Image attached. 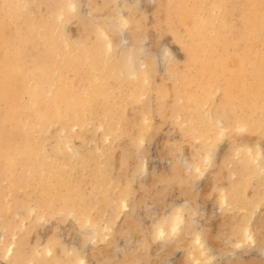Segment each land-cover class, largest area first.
Segmentation results:
<instances>
[{"label": "rangeland", "instance_id": "rangeland-1", "mask_svg": "<svg viewBox=\"0 0 264 264\" xmlns=\"http://www.w3.org/2000/svg\"><path fill=\"white\" fill-rule=\"evenodd\" d=\"M185 1L79 0L76 2V9L69 11L63 8L67 0H15L11 2L14 5V7L9 6L11 12L14 10L12 19L9 16L6 17L11 19V22L4 17L5 20H8L11 29L16 30L22 25L23 28L28 27L30 26L28 24H32L36 20L40 32L42 33L44 27L46 30L43 32H47L49 27L47 33L55 39L54 41L58 46H62L63 53L70 54V51L77 47L76 43L81 42L82 37V42L85 41L89 47L92 46L91 49L101 47L100 50L103 49V52L104 39L99 37L100 34L98 33L99 25H103L114 41V50L110 53L111 55L107 58V55L103 53L104 56H102L108 61L103 58L104 62H102L106 67L110 64V69L108 66L106 71L108 73L113 71L114 76L117 75L116 78L120 77L122 63L124 64L125 57L129 53V47L120 46V36L123 34L127 36L129 42L134 44L136 52L139 53L136 57L137 63L143 62L145 67L140 68V80L135 82L136 96L127 95L130 87L124 86L123 91L126 89L124 97L121 94L114 98L115 101L108 110V113H114L108 115L110 119L103 121L104 118H102L101 120L106 130L100 129V123H98L100 119L97 115L98 109L102 105L101 102L97 104L96 109L98 111L96 114L91 115L92 119L88 122L90 125L87 123L82 126H67L68 128H66L73 132L72 145L76 149L78 148L79 153L81 152L80 154L86 158L84 160L85 165L76 168V170L73 166L66 165L72 158V153L67 152L60 155L61 162L65 163L64 167H67L65 169L62 167L63 173L72 175L71 177L76 175V178L79 175L86 177L87 183L83 185L85 188L82 187L80 198L78 197L76 200L79 206L76 203L75 208L74 205L66 208V205H61L64 202L61 199L51 203L47 198H42L39 202V194L37 192L34 194V191L30 189H19L20 191H15V194L14 190L10 188V179L8 178L10 175L6 170L7 168L4 162H0V211L4 212L0 213V264H18V259L19 264H23V262L24 264H34L33 258L38 255L40 259L38 257L34 259H38V261L42 259V264H49V262L53 264L55 257L62 261L71 256L73 257H71L70 264H77L75 259L79 261L78 259L81 257L85 262L84 264H264V107L263 109L255 106L246 108L247 119L251 121L253 126L255 119H257L254 127L251 126V123L244 128L235 126L233 124L235 114L228 108L219 115L220 120L224 123L223 128L216 127L211 131L209 128L211 123L207 122L209 120L206 123L198 124L195 128L190 127L191 124L188 121L190 110L184 98L183 81H181L183 76L192 73L188 67L190 40L187 37L191 26V17H184L182 13L190 0ZM214 1L216 0L210 2L212 4L217 3L219 6L216 9H210L209 14L211 13L212 19L214 20L213 17H215L218 20H223L230 17V26L232 25L230 33L232 35L229 33L228 36L233 40L229 41L233 47L230 49L231 46L229 45L228 48L236 52H247L245 49L249 43L251 45L253 42L251 35L255 31H250V36H243L245 23L242 21L247 7L253 2L256 4V0ZM258 1L260 0H257L258 7L264 9V0L262 1L263 4ZM249 2L251 3L248 4ZM19 3H22L23 7L17 11L16 5ZM219 7L221 8L219 9ZM30 8L31 10H29ZM212 9L214 10L212 11ZM230 10H233L231 14L228 13ZM90 12L94 14L93 17L89 16ZM62 13L64 17L60 18ZM120 13L124 14L125 18H129V23L122 27L115 24L120 18ZM55 14L57 17L53 16ZM229 14L231 16L233 14V16L231 17ZM32 17L34 18L32 19ZM36 17L38 18L36 19ZM51 21L54 22L51 23ZM239 21L241 26L238 24ZM40 23L43 24L40 25ZM223 29L222 27L219 29L222 38L225 37L223 35L228 30L227 28ZM257 29L258 27L256 31L259 32L260 38L255 39L253 44H259L261 38H263L264 43V30L260 32ZM56 31L61 32L60 35ZM86 32L89 34L87 35ZM53 34H57V39ZM91 34L93 35L91 36ZM97 34L99 38H97ZM68 37L69 39L72 37V40H69ZM74 38L77 40L74 41ZM39 39L40 36L31 40V44H33L30 45L29 54H32L31 56L28 54V57L32 58L37 50L40 52L41 45L43 50L40 54L44 53L46 48L40 44ZM94 43L102 44L94 46ZM263 43L260 44L262 49H264ZM239 46L243 49L241 50ZM94 52H97V49ZM30 58L28 61L31 60ZM232 63L233 65H231ZM114 64L118 65V67L116 65L117 72L114 69ZM236 64L235 59L228 62L230 68L236 67ZM263 72L264 59L257 60L255 74L251 78L254 81H259L261 87L264 88ZM227 76L228 72H225L219 78L221 82L219 83L225 86L224 82ZM123 82L129 84L124 80ZM161 90L166 92L165 98L161 96ZM235 90L237 91V87ZM221 96V92L213 95L211 97L213 101L210 99L209 104H204L198 110L200 111L199 114L211 112L209 110L212 103L220 100ZM117 98L118 100H116ZM116 101L118 102L117 105ZM127 101L129 102L127 103ZM118 104L120 105L118 106ZM254 110L258 111L255 112ZM94 114L98 119L94 118ZM205 118H208L207 115ZM95 123L96 125H94ZM108 124L110 128H108ZM61 126V124H55L49 128V134L45 133L46 136L39 137V142L42 145L39 144L48 152H51L55 147L56 140L62 137L60 134L63 130ZM92 127L94 128L92 129ZM78 129L82 134L79 133ZM91 131H93V136L90 135L92 133H89ZM83 133L86 134L83 135ZM81 137L85 138L82 140ZM92 145L93 148L91 149ZM250 146V151H247V147ZM240 147H243L239 152L240 155L237 154L236 156L235 151ZM97 153L98 157H96ZM198 166L201 167L200 171L197 169ZM78 169H81V174L78 173ZM20 170L17 168V172L24 173ZM94 173L95 175H93ZM10 192L15 195L11 196L12 193ZM98 192L100 195L97 197ZM223 193L226 195L225 200H222ZM121 201L122 203L126 201L127 208L121 206L123 205ZM95 204L97 205L95 206ZM178 204L184 207V214L186 215H184V221L186 223L181 224L182 227L177 233L170 232L169 238L165 236L161 240L156 234V227L169 223L170 212H173ZM36 205L39 207L41 205L42 209L37 208ZM10 207L12 208L10 209ZM54 208H58V210ZM82 212L89 215L87 223L85 218L82 220L81 215H84ZM247 226L253 234V240H246L244 237L243 232ZM197 232L201 233L204 245L206 243L204 249L207 248V253L202 247L198 249L195 246L193 237ZM49 242L56 243L52 247V254L48 255L45 253V249ZM12 245L16 250H20L9 253L8 249L12 248ZM37 249H42L40 250L42 253H38L39 250ZM67 250L71 251L70 254H67ZM20 254L21 257L24 256L21 259ZM27 254L28 256L30 254L31 257H27ZM25 256L27 257L25 260H28L27 263L24 260ZM43 258L48 261H44ZM38 261L36 260V262Z\"/></svg>", "mask_w": 264, "mask_h": 264}, {"label": "bare ground", "instance_id": "bare-ground-1", "mask_svg": "<svg viewBox=\"0 0 264 264\" xmlns=\"http://www.w3.org/2000/svg\"><path fill=\"white\" fill-rule=\"evenodd\" d=\"M14 1L15 0H0V162L1 163L4 162L5 167L7 168L6 170H7L8 174L10 175V177L7 176L10 179V188H11V190H14V192L19 190V189H21V190H23V189L29 190L30 189V190L34 191V194L36 192L39 194L38 201L39 200L41 201L42 198H47V200H49V202L51 201V203H52V202L59 201L61 199L64 201L61 203V205L62 204L66 205L67 206L66 208H68V206H70V205L71 206L74 205V208H75L77 206L76 200L78 199V197L80 198V195H81L82 189H83L82 187H84L83 185H85V183H87V180H86V177L84 175L78 174L79 175V176H77L78 178H76V175H74V177H75L74 178V177H71L72 175L69 176L66 173H63L62 167L65 166V163L61 162L60 155L67 153V152L72 153L73 156L71 159H69V161L66 165H71L75 169L78 167L81 168V166L85 165L84 160H86V158L83 157L82 154H80L81 152L79 153V151L77 150L78 148L76 149L72 145L71 138L73 136L72 135L73 132L70 129H66V128H68L67 126H70V127L76 126V125L82 126V125L87 124L88 122H90L89 120L92 119L91 115L93 113L96 114V111L99 110L98 115L100 114V116L97 115V117L100 119V122H98V123H100V129L106 130L104 123H101L102 118H104L103 121L110 119L109 118L110 116H108V115L113 114L114 112L108 113V110H109L111 104L114 103V101H115L114 98L119 97L121 94H122V96L125 95L124 92L126 91V89H125V91H123L124 86L130 87V91L127 95L131 94L133 97L136 96L137 93H136V89H135V86H136L135 82H138V80H140L139 79V71H140V68L143 69L145 67L144 66L145 63H143V62H140L139 64L137 63L136 57H138L139 53L136 52L134 44L129 42L127 36L123 34V36H120V46L129 47V53L125 57V61H124V64L122 63V66L119 65L120 61L118 62L119 64L117 63L119 66L122 67L121 71H120V77L118 76L119 78L117 77L118 78L117 79L115 77L117 75L114 76L113 71L111 73H108L106 71V69L108 68V66L110 64H108L106 67V65L103 63L104 62L103 58L105 59V57H102V56L107 55V58H108V56L111 55L110 53L114 50V41L110 37V33L106 30V28L103 25H99V28H98V33L100 34L99 37H102L104 39V42H103L104 43V46H103L104 51L103 52H102L103 49L100 50L101 47L99 49H98V47L97 48L93 47V49H91L92 46L89 47V45L86 44L85 41H84V43L82 42L83 41V37H82L81 42L78 41L76 43L77 47L75 46L76 48H73V50L70 51V54L63 53V50L61 49L62 46L61 47L58 46V44H56L54 41L55 39H53V37L49 33H47L49 31L48 30L49 27L48 28L46 27L47 32H43L46 30V29L44 30V28H45L44 27L43 31L41 33L40 27H38L39 24L37 22H35L36 20H34L32 22V24L27 23L28 25H30L28 27L23 28V25H22L21 27H18V28L15 27V28H17L16 30L11 29V27H9V22H11L12 12L14 10L11 12L10 7L11 6L14 7V5L11 4V2H14ZM77 1H79V0H67V3L65 4V6L63 8L68 9V11L74 10V9H76V2ZM124 1H128V0H124ZM210 1H212V0H210ZM210 1L209 0H190V2L187 3L185 8H184V6L182 7V9L184 8L182 10L184 17H186V16L191 17V19H190L191 20V23H190L191 26L189 27L187 37L189 38L188 40H190V43L188 45V51L190 52V61H189L188 67L192 73L189 75L183 76L181 78V81H183V87H184V93H185V96L184 95L183 96H184L185 100L187 101V105H188V108L190 110V116L188 117V121L191 124L190 125L191 128H195L198 126V124H201L203 122L206 123L207 120H209L207 122L211 123L210 127H209L211 131L216 127L223 128L224 123L220 120L219 115L222 111H224L225 109L228 108V109H230V111H233V113L235 114V120H233V124L235 126H238V127L240 126V127L244 128L249 123H251V121H249L247 119L246 108L248 109L250 107L252 108L253 106H255V107H259V108L263 109V107H264V88L261 87V85H260L261 83L259 81H254V79L251 78V77H254L253 74L256 73V72L254 73V70H256V61L264 59V49H262V46H261L263 43V38L260 39L259 44H257V43H256L257 45L253 44V43H255V41H254L255 39L260 38L259 34H258L259 32L257 33L256 28L258 27L260 32H261V30H262V32L264 30V16H263L264 14L262 15L264 9L260 8V6L258 7L257 0H256V4H255V2H253L252 4H250L251 2H249L248 3V4H250L249 7L246 6L247 9L244 13V17H243L244 20L242 21L243 23H245L242 35L243 36H250V34H249L250 31L251 32L255 31V33H253V35H251V36H253V37H251L253 39V42H251V45L249 43V46H247V49H245V50H247L248 53L246 51H245V53H241V52H236V51L230 50L233 47L229 44L231 37L228 36V34L231 31L230 29H232V27H231L232 25L230 26V20H229L230 17L225 18L223 20H218L215 17H213L214 18V20H213L212 17L210 16L211 13L209 14V11L211 8L216 9V7L219 5H217V3L212 4ZM260 1L262 3L263 0H260ZM260 1H258V2L260 3ZM214 2H217V0ZM13 4H15V3H13ZM224 4H225V2H224ZM245 4H247V3H245ZM26 5H27V3H26ZM22 7H23L22 3H19V5H16L17 11H20V9H22ZM220 8L221 7H219V9ZM27 9H28V7H27ZM232 9L234 10L235 8H232ZM244 9H245V7H244ZM29 10H31V8ZM213 10L214 9H212V11ZM233 10H230V12H228V13L231 14ZM26 11L28 12V10H26ZM32 11H34V10H32ZM65 11H67V10H65ZM180 11H181V8H180ZM221 12L223 13V10H221ZM31 13L33 14L34 12H31ZM49 13H50V11H49ZM178 14H180V13H178ZM93 15H94L93 13H91V12L89 13L90 17H93ZM7 16H9L11 19L9 20V18H6ZM14 16H15V14L13 15V17ZM36 16H37V13H36ZM40 16H42V15H40ZM53 16L57 17L56 14ZM119 16H120V18L118 19L117 23H115L117 26L122 27V26L127 25L129 23V18L127 16H126L127 18H125L124 14H122V13H120ZM232 16H233V14H232ZM4 17L6 19H8L9 22H7L8 20H5ZM38 17H36V19ZM63 17H64V14L63 13L60 14V18H63ZM33 18L34 17H32V19ZM55 18H53V20ZM116 18H118V17H116ZM217 18H219V17H217ZM222 18H223V15H222ZM215 19L218 21H216ZM42 20H43V18H42ZM54 21H51V23H53ZM57 22H58V20H57ZM233 22H234V20H233ZM41 24H43V23H40V25ZM238 24H240V21ZM234 25L236 26V24H234ZM240 26H241V24H240ZM220 27H222L224 29L225 28L228 29L227 31H225L226 34L224 33L223 36H225V37H223V38L220 37V35H221V33H220L221 31H219ZM59 28H60V26H59ZM59 28H58V30H59ZM235 29L238 30V28H235ZM57 33L60 35L61 32L60 33L57 32ZM235 33H237V32H235ZM86 34L88 35L89 33L86 32ZM92 35L93 34H91V36ZM230 35H232V33H230ZM39 36H40V39H39L40 44H43L46 49H45L43 54H40L43 50V49H41L42 48V45H41L40 52L37 50L36 53L32 56V58H30V57H28V54L31 51V49H29L31 47L30 45L33 44V43L31 44V42H32L31 40H33ZM54 36H56V39H57V34ZM235 36H236V34H235ZM237 36H239V35H237ZM99 37L97 34V38H99ZM261 37H262V35H261ZM65 39L67 40V38H65ZM68 39H69V37H68ZM69 40H72V37ZM75 40H77V39L74 38V41ZM96 40H101V39H96ZM186 40H187V38H186ZM241 40H243V39H241ZM231 41H233V40H231ZM237 41H238V39H237ZM240 42H242V41H240ZM34 44L36 46V41L34 42ZM73 44H75V43H73ZM99 44H102V43H99ZM99 44L94 43V46H99ZM229 45L231 46L230 49L228 48ZM35 46L33 45V47H35ZM72 47H74V46H72ZM96 49H97V52H94ZM240 49L242 50L243 48L240 47ZM240 49H239V51H240ZM234 50H236V49L234 48ZM103 53H104V55H103ZM31 54L32 53H30L29 55L31 56ZM28 58H30L31 60L28 61ZM101 58H102V60H101ZM232 59H235L237 61L236 67H234V68H230L228 65V62ZM117 64H114L115 70H116ZM118 65H117V67H118ZM231 65H233V63ZM109 69H110V66H109ZM116 72H117V70H116ZM225 72L226 73L228 72V76H227V79L225 78V82H224L225 86H224V85L220 84L221 82L219 81V78L222 77V75ZM117 74L119 75V73H117ZM115 78H116V80H114ZM123 80L126 81L127 83L129 82V84L124 83ZM236 87H237V91L235 90ZM139 91H141V90L139 89ZM217 92H221L222 96H221L220 100L212 103L211 109L209 110L211 112H206V114H199L200 111H198V110H200L204 104H206V105L209 104L208 101ZM161 93H162L161 96L163 98H165L166 92L164 90H161ZM155 95H156V93H155ZM116 100H118V98ZM211 101H213V100L211 99ZM211 101H210V103H211ZM100 102L102 105L100 106V109L97 110L96 109V107L98 106L97 104H99ZM128 102L129 101H127V103ZM117 103L118 102L116 101V105H117ZM120 104H118V106ZM207 107H209V106H207ZM113 108H114V106H113ZM207 109H209V108H207ZM254 111H252V112H254ZM257 111L258 110H256L255 112H257ZM95 114H94V118L96 117ZM205 115H207V117H208L207 119L205 118ZM112 118L114 119L115 117H112ZM263 118H264V115H263ZM110 121L112 122V120H110ZM256 121H257V119H255V123H257ZM236 122H237V124H236ZM260 122H262V121H260ZM255 123H254V126H256ZM258 123H259V121H258ZM55 124H61L62 125L61 127L63 130L60 133L62 137H59L56 140L55 147L52 149L51 152H48L43 146H41L42 144L39 142V137L40 136L43 137V135L46 136L45 133H48L49 128ZM94 125H96V123ZM251 126L254 127L253 124ZM94 127H92V129ZM75 128H77V127H75ZM108 128H110V125L108 126ZM111 129H112V127H111ZM211 131H209V132H211ZM92 132L93 131H91L89 133H92ZM74 133H76V132H74ZM79 133H81V131ZM102 133H103V131H102ZM54 134H55V132H54ZM85 134L83 133V135H85ZM90 135L93 136V133ZM104 135H106V134H104ZM75 136H77V134H75ZM83 138H85V137H83ZM83 138H82V140H83ZM229 138H230V136H229ZM77 140H75V141H77ZM199 141H200V139H199ZM62 145L64 146L65 152L63 151ZM90 148L92 149L93 145ZM241 148H243V147L236 149V151H235L236 156H237V154L240 155L239 152H240ZM250 149H251V146L247 147V151H250ZM101 150H102V148H101ZM85 151L87 152L86 149H85ZM94 154H96V153L94 152ZM88 155H89V153H88ZM86 156H87V154H86ZM68 157H71V156H68ZM96 157H98V153H97ZM206 158H207V156H206ZM255 158H256V156H255ZM88 161H91V160H88ZM1 163H0V165H1ZM92 163H93V160H92ZM2 166H3V164H2ZM86 166H87V163H86ZM90 167H93V166H90ZM1 168L3 170V167H1ZM17 168L18 169L20 168L26 174H24L23 172L21 173L19 171L17 172ZM65 168H67V167H64V169ZM104 168H105V165H104ZM200 168L201 167L198 166L197 169H199V171H200L201 170ZM80 170L78 173H80ZM90 170H91V168H90ZM100 170H102V169H100ZM64 172H66V171L64 170ZM69 172L71 173V171H69ZM102 173H104V172H102ZM75 174H77V173H75ZM86 175H87V173H86ZM89 175H91V174H89ZM93 175H95V173ZM89 178L92 179L91 177H89ZM94 179H96V178H94ZM101 179H103V178H101ZM92 181H95V180H92ZM117 182H119V181H117ZM102 183H103V181H102ZM7 185H9V184L7 183ZM86 185H88V184H86ZM96 188H97V186H96ZM96 188H94V189H96ZM88 189H90V188H88ZM5 193H7V191H5ZM10 193H12V192H10ZM13 194L14 193H12V195L11 194L10 195L13 196ZM15 194H16V192H15ZM34 194H33V196H34ZM98 195H100L99 192L97 194V197H98ZM5 196H6V194H5ZM11 196H10V198H11ZM84 196H85V194H84ZM94 196H96L95 193H94ZM225 196L226 195L224 194V196L222 197V200H225V198H226ZM1 197H3V196H1ZM15 198H16V196H15ZM33 200H35V199H33ZM49 202H48V206H49ZM102 202H104V201H102ZM5 203H7V202H5ZM10 203H11V201H10ZM121 203H122V201H121ZM44 204H45V202H44ZM44 204H42V205H44ZM122 204L123 205H121V206L123 208H125V207L127 208L128 204L126 203V201H124ZM19 205H20V203H19ZM96 205L97 204H95V206ZM5 206H6V204H5ZM28 206L30 207V205H28ZM78 206H79V204H78ZM83 206H85V205H83ZM182 206L183 205L178 204V206L174 209V211L170 212L171 218H169V220H170V221H168L169 223H166V224L164 223L165 225H159L158 227H156L157 228L156 234L158 237L161 238V240L165 236H168L170 232H172V233L176 232L177 233L178 230H180V227H182L181 224L183 222L186 223V221H184V215H185L184 211L185 210H184V207H182ZM38 207L39 206H37V208ZM41 207L42 206L40 205L39 208H41ZM11 208L12 207H10V209ZM74 208H72V209H74ZM78 208H80V207H78ZM54 209L58 210V208H54ZM85 210H87V209H85ZM1 212H3V211L1 210L0 213ZM31 212H33V211H31ZM53 212H55V211L53 210ZM6 213H8V212L6 211ZM79 217H80V215H79ZM81 217H82V220H83V218L86 219V223L89 220L88 214L81 215ZM36 219H37V216H36ZM194 219H196V217H194ZM185 223H183V224H185ZM166 225H167V228H166ZM16 228H18V227H16ZM204 233H205V231H204ZM243 233H244V237H246V240H250V239L253 240V238H254L253 234L250 231L248 226L244 229ZM20 235H22V233H20ZM25 235H23V236H25ZM168 238H169V236H168ZM193 238H194V243L196 244L195 246L198 249H200L202 247L203 250L206 251L207 248L204 249L206 243L204 245V240L202 239L201 233L200 232L195 233ZM26 241H27V239H26ZM49 243L45 249L46 250L45 253L48 255L52 254V251H53L52 247L54 246V244L56 242L54 244L53 243L49 244ZM15 244H16V242H15ZM14 248H15L14 245H12V248H9L8 252L9 253H15L16 248L15 249ZM37 250H39V249H37ZM40 250H42V249H40ZM40 250L38 251V253L41 252ZM34 252H36V251H34ZM68 252H67V254H70L71 251L69 250ZM29 253H30V251H29ZM205 253H207V251ZM21 254H20V259L24 257V256L21 257ZM14 255H16V254H14ZM18 255H19V252H18ZM36 255H38V254L36 253ZM54 255H55V252H54ZM26 256L31 257L30 254H29V256H28V254ZM26 256H25L24 260L27 258ZM38 256H34V258H37ZM42 256L44 257V255H42ZM56 256H57V254H56ZM71 257H73V256H71ZM71 257H69L65 260H62V261L59 260L58 257H55V261H53L54 262L53 264H68L69 262H71ZM34 258H33V260L35 261L34 264H36V263L42 264L43 263L42 259L38 261V259H40L39 257H38V259H34ZM81 258L78 259L79 261H77V259H75L76 262H78L77 264H84L85 263L82 260L83 258L82 259ZM212 259L214 260V258H212ZM212 259H211V261H212ZM36 260L38 262H36ZM43 260L46 261L47 259L43 258ZM51 260H49V261H51ZM26 261H28V260H25V262ZM18 262L20 263L19 259H18L17 263ZM50 263H52V262H49V264ZM23 264H24V262H23Z\"/></svg>", "mask_w": 264, "mask_h": 264}]
</instances>
